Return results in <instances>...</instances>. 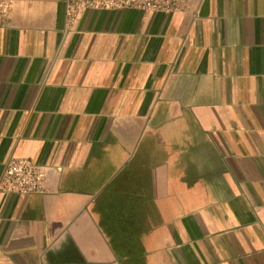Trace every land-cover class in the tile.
Listing matches in <instances>:
<instances>
[{
  "label": "crops",
  "instance_id": "obj_1",
  "mask_svg": "<svg viewBox=\"0 0 264 264\" xmlns=\"http://www.w3.org/2000/svg\"><path fill=\"white\" fill-rule=\"evenodd\" d=\"M12 0L0 26V264H264V0L86 10Z\"/></svg>",
  "mask_w": 264,
  "mask_h": 264
},
{
  "label": "built area",
  "instance_id": "obj_2",
  "mask_svg": "<svg viewBox=\"0 0 264 264\" xmlns=\"http://www.w3.org/2000/svg\"><path fill=\"white\" fill-rule=\"evenodd\" d=\"M12 0H0V26L11 11ZM136 9L161 13L192 9L191 0H71L66 9V27L73 29L86 10ZM0 191L8 194H33L46 191V172L33 160L13 157L0 181Z\"/></svg>",
  "mask_w": 264,
  "mask_h": 264
}]
</instances>
